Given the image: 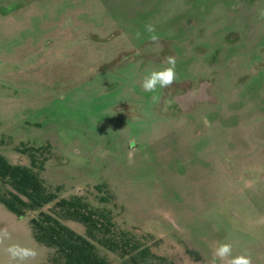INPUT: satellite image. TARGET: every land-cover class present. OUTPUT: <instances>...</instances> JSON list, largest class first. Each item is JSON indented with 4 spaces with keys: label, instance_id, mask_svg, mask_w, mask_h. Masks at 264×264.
Wrapping results in <instances>:
<instances>
[{
    "label": "rangeland",
    "instance_id": "374dc122",
    "mask_svg": "<svg viewBox=\"0 0 264 264\" xmlns=\"http://www.w3.org/2000/svg\"><path fill=\"white\" fill-rule=\"evenodd\" d=\"M168 56L176 81L143 91ZM39 148L50 190L110 210L169 264H211L222 242L264 264V0H0V155L31 167ZM38 213L0 203V264L12 243L51 264Z\"/></svg>",
    "mask_w": 264,
    "mask_h": 264
},
{
    "label": "trees",
    "instance_id": "16d2710c",
    "mask_svg": "<svg viewBox=\"0 0 264 264\" xmlns=\"http://www.w3.org/2000/svg\"><path fill=\"white\" fill-rule=\"evenodd\" d=\"M42 150L25 152L31 167L12 165L0 155V203L20 217L39 212L31 220L33 235L38 243L52 250L51 264H113L99 253V247L120 258L122 264H169L143 240L120 229L110 210L93 206L81 195L59 198L50 190L40 173L43 166L36 159V153ZM113 199L108 192L101 203ZM50 205L53 206L49 208ZM68 221L83 224L85 236L68 227Z\"/></svg>",
    "mask_w": 264,
    "mask_h": 264
},
{
    "label": "clouds",
    "instance_id": "9594fccd",
    "mask_svg": "<svg viewBox=\"0 0 264 264\" xmlns=\"http://www.w3.org/2000/svg\"><path fill=\"white\" fill-rule=\"evenodd\" d=\"M145 32L148 34V41L157 49L161 47L160 37L156 33L153 24L145 25ZM141 33L137 32L136 38L139 39ZM176 58L174 56L166 57V64L160 69L151 70L143 77L141 87L143 91L155 93L158 89L169 88L177 79ZM152 99L155 101L156 96ZM11 233L7 228H0V245H4L5 241L11 240ZM3 251L8 257V264H28L35 261L38 256V250L34 247L23 246L19 243L8 244ZM233 247L231 243L222 242L213 251L211 264H253L251 253L245 252L233 256Z\"/></svg>",
    "mask_w": 264,
    "mask_h": 264
}]
</instances>
